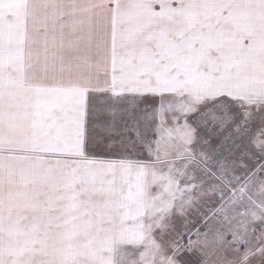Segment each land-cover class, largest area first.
<instances>
[{"label": "snow or ice", "instance_id": "snow-or-ice-1", "mask_svg": "<svg viewBox=\"0 0 264 264\" xmlns=\"http://www.w3.org/2000/svg\"><path fill=\"white\" fill-rule=\"evenodd\" d=\"M0 264H264V0H0Z\"/></svg>", "mask_w": 264, "mask_h": 264}]
</instances>
